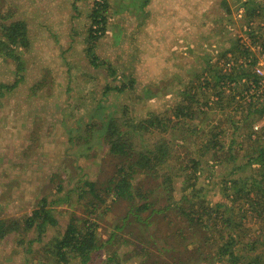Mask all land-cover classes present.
<instances>
[{"label": "rangeland", "instance_id": "obj_1", "mask_svg": "<svg viewBox=\"0 0 264 264\" xmlns=\"http://www.w3.org/2000/svg\"><path fill=\"white\" fill-rule=\"evenodd\" d=\"M96 1L0 0V40L4 38L3 26L12 20H24L28 34L26 45L10 46V55L0 48V219H20L17 221L21 225L0 237V264H48L44 243L64 230L73 213L85 216L87 201L89 208L96 206L92 217L104 212L98 219V238L106 241L113 234L110 242L94 252L98 253V261L115 251L116 262L112 264H147L157 259L147 254L152 259L140 261L141 246L147 244L145 248L154 255H158V247L177 246L173 255L184 264H192L199 251L210 255L203 263L219 264L214 259L218 255L217 242L213 243L207 228L198 227L193 233L189 228L183 246L175 241L179 237L171 233L187 226V219L178 213L175 203L166 212L168 208L151 214L145 223L115 228L130 203L114 199L109 180L126 163L121 156L110 153L98 128L106 118L122 122L120 126L129 131L128 141L136 151L154 150L156 142H166L169 154L157 166L156 176L137 170L134 173V183L149 193L147 201L157 198L163 207L168 203L166 197L179 200L186 194L184 198L188 200L182 204L188 205L206 194L213 208L225 209L229 192L224 180L251 151L250 142H246L250 127L238 122L243 110L233 112L234 104L225 107L222 101L215 104L210 100V107H204L201 103L210 93L201 92L204 88L198 86L199 81L205 83L204 78L213 82L214 73L228 58L231 62H246L255 56L264 63V53L259 49L261 37L258 41V33L264 34V0H249L246 8L253 12L247 16L243 7L247 0H105L106 30L90 38L87 30ZM248 21H252L249 28L253 33L246 31ZM244 44L252 52L244 53ZM235 73L234 78H239ZM57 80L63 84L59 90L53 87ZM228 80L223 86L226 91ZM121 83L127 88L105 91L107 85ZM243 83L236 82L235 93L243 90L242 94L257 96L264 89L260 79L255 88L250 85L247 89ZM207 91L212 93L209 88ZM258 97L261 101L262 96ZM179 102L188 111L176 110ZM150 113L169 117L164 131L134 129L131 123L138 124ZM102 115L106 117L104 121ZM253 124L259 129L264 118L254 116ZM214 134L223 146L217 149L216 156L202 147ZM227 150L236 154V164L230 160L216 163V158L226 157ZM190 158L199 159L197 184L192 187V178L182 184L186 176L183 172L192 174V168L177 171L179 166H191ZM252 166L237 167L235 174L249 175ZM167 172L172 182L166 186L173 189L161 194L165 185L162 174ZM77 186L84 189L83 198L75 193ZM42 197L50 202L58 224L49 226L41 241L29 243L36 232L33 228L22 229L23 216L37 208ZM145 200L137 198L140 204ZM224 219L216 220L225 236L220 240L235 232V253L251 258L261 250L260 239L258 249L248 251L244 248L249 246L240 241L247 242L249 236L256 235V230L264 228L263 223L238 215L227 219L229 224ZM240 220L243 222L239 225L233 224ZM162 252L160 260L166 254ZM171 257L167 255L165 261L180 264ZM243 260L236 264H245ZM66 264L80 263L72 259Z\"/></svg>", "mask_w": 264, "mask_h": 264}, {"label": "trees", "instance_id": "obj_2", "mask_svg": "<svg viewBox=\"0 0 264 264\" xmlns=\"http://www.w3.org/2000/svg\"><path fill=\"white\" fill-rule=\"evenodd\" d=\"M248 1L249 0L243 4V7H245V16L252 14L253 12L252 8H246V3ZM105 2V0H97L94 4L95 8L91 12L92 20L90 21V25L88 26L87 30L88 36L90 38H96L103 34L106 30L107 8L105 6ZM26 24L27 23L24 20L18 19L12 20V22L3 26L2 35L4 38L3 40H0V48L6 49V52H4L5 55H10L12 53V49L10 47L11 45H26L28 43ZM94 24H96V28H93ZM251 26L252 21H248V23H246V31H249L248 33H253L252 30H250L251 28H249ZM258 36V41H260L261 37L260 46H262V49H259L262 53H264V34L258 33ZM255 38L257 39V37ZM258 45L259 44L256 46L259 47ZM243 46H245V48L242 49L244 53L252 52L249 50V46L246 47L245 44ZM234 50L235 49L233 48L232 51ZM249 58L250 60L246 62H231L232 59L228 58L224 65H222V67L220 66L214 73L213 82L204 78L206 80L205 83L202 84V81H199L200 85L198 86L199 88H204L201 92L206 94L210 93L208 99L201 103L204 105V107H210V100L215 104H221L223 102L224 106L229 104L230 107H233L231 104H234L236 107L232 108L233 112L236 113L243 110L239 115L238 122L246 123L248 127H250V132L246 134V142L247 144L250 142L249 146L251 147V151L244 154L246 156L245 161L236 164V154L232 150H227L228 153L226 154V157L216 158V163H222L224 160H230L234 161L236 164L229 173L227 180H224L226 192H229L227 194L229 202L227 207L223 210L213 208V206L207 201L206 198L208 196H206V194H200V198L197 199L196 202H190L188 205L182 204L184 199L185 201L188 200L184 198L186 194H183L184 196H181L179 200H174L173 196L168 198L166 197L165 201L168 203L164 204L163 207L158 205L157 198L155 200L147 201V195L149 193L142 192L139 189L138 184L134 183V173L137 171L141 173V171H143L144 173H150V175L156 176L157 166L164 163L169 154L166 142L163 139L159 142H156L154 144V150H149L147 152L136 151L133 143L128 141L129 137L127 135H129V131L122 130V126H120L123 125L122 122H117V120L114 118L107 119L105 115H102L104 116L102 120L104 121V119H106L103 126L99 127L98 129L100 130V135H103L104 137V144H107L110 153L121 156L126 163V166H120L117 170V173L113 175L112 179L109 180L111 184L113 183L112 186L109 185V189L114 195V199L122 198L130 203L128 210L121 218L122 221L120 223H115L116 229L120 230L126 225L131 226L133 225V222L145 223L148 216L157 212L161 213L163 209H166L172 203H175L178 213L187 219V226L178 227L174 233H171L174 236L177 235L179 237V241L174 239L179 246H183L182 241L187 238L186 231L189 230V228L192 229V233L194 229L198 230L199 228H207L205 231L209 232L213 243L217 242L216 252L218 255L214 258L215 262H219V264H236L239 260L244 259L243 261L245 264H264V228H261V231L256 230L254 232L256 235H252V237L249 236L248 239H250L247 242L240 241V244L245 243V246H249L248 248H244L246 251H248V249H258V240L260 239L259 242L262 244L261 250L251 256V258H248L245 256V254L235 253L233 246L238 242L235 232H231L230 234L226 235L224 241L220 240L222 236H224L221 234L223 230L222 227L220 228L216 222L218 218H225V221L238 215L239 218H253L254 220L264 224V125L260 126L259 129L257 127L253 128L254 116H256L257 119L260 117L264 118V89H261L260 92H257V96H262L261 101H259L260 97L256 98L257 96L254 94H242L243 90L235 93V90L238 88L236 82H240V80L244 81L243 85H246L247 89L250 87V85H254L253 87L255 88V86H258L259 84V75L255 73L252 67L257 64L258 59L255 56L252 58L250 56ZM246 59H248V57H246ZM234 73L236 77L239 78H234ZM226 80H228V91L224 90L223 87L226 84ZM112 87L116 88L118 91H122L127 88V85L124 83L115 86L107 85L105 87V91L111 89ZM207 88L211 89L212 93L208 92ZM101 106L102 105L100 104L96 105L97 108H101ZM176 106V110H178L180 113H182L183 110L188 111V109H186L187 107L185 105L181 106L180 102L177 103ZM169 120V117L160 118L155 113H150L145 118L139 120V122H137L138 124H131L134 126V129L149 130L150 128H155L159 129L160 131H164ZM202 147L206 151L211 150L212 154L215 156L218 152L217 149L223 148L222 144L217 141L216 134H214L213 139L204 141ZM190 161L192 163L191 166H179L177 171L182 168V170H184L186 167L192 168V174L187 173L186 171L183 172V174L186 173V176L184 177L185 180H182V184H186L189 178H192L194 181L191 183V185H189L192 187L197 184L196 180L199 175V159L190 158ZM247 164H249V166L253 165L249 175L242 176L235 174V168H240ZM162 175L165 178V185L161 194H166L173 189V186H166L167 182L171 184L172 177L168 172ZM88 183L89 185L94 184L93 182L89 181ZM109 189L107 191H109ZM74 191L78 198H83V188L79 189L77 186L76 190ZM197 191L198 189H195L194 192ZM138 197L146 199V202L140 204L137 201ZM66 199L68 200V197H66ZM86 203L87 205H85L84 210L86 213L85 216L73 213L66 223L64 230L58 232L57 235L52 236L44 243V253L46 258H48V264H66L72 259L79 260L80 264H108L109 262L112 264V261L116 262L115 251H112L111 254H107V256L104 258L102 257L100 261L95 259L98 253L94 252L103 248L102 246L105 245L106 242H110L113 234L110 235L106 241H102L98 238L97 230L100 224L98 219L103 216L104 212H98V215H96L97 217H92V212L96 206L90 207V209L89 202L87 201ZM143 210L148 211V214L143 215ZM168 210L169 208L164 210V212ZM23 217L24 226L22 229L28 231L29 229L33 228L36 232L34 238L28 239L29 243H32L33 241H41L42 235H44L48 227L56 226L58 224V220L56 216H54L50 207V202H48L44 197L40 199L39 206L37 208H33L31 213H27ZM17 220L20 219L11 221L0 219V237L9 234V232L13 230L21 228V225ZM228 220L225 221V223L229 224L230 222ZM242 222L243 220H240L238 222H234L233 224L239 225ZM146 245L141 246L140 257L142 260L140 261L142 263L152 259L147 254L157 258L150 260L147 264H174L173 262L167 263V261H165V258L169 254L170 256L172 255V260H177V256L173 255L177 253V246L171 249H161L158 247V255H154L153 252H149V249L145 248ZM30 250L31 247L29 251ZM164 250L166 254L160 260L159 254ZM195 250L196 249H193L192 252H195ZM202 252L203 251H199L197 252L198 254L194 255L195 257H193L192 264H205L203 263L204 260H206L208 256L210 257V255H204ZM224 258L226 259L225 262L222 261ZM199 260L201 262H199ZM177 261L180 264H184L181 259Z\"/></svg>", "mask_w": 264, "mask_h": 264}, {"label": "built area", "instance_id": "obj_3", "mask_svg": "<svg viewBox=\"0 0 264 264\" xmlns=\"http://www.w3.org/2000/svg\"><path fill=\"white\" fill-rule=\"evenodd\" d=\"M254 71L257 75H259L260 86L264 87V63L258 60L257 64L254 66Z\"/></svg>", "mask_w": 264, "mask_h": 264}, {"label": "crops", "instance_id": "obj_4", "mask_svg": "<svg viewBox=\"0 0 264 264\" xmlns=\"http://www.w3.org/2000/svg\"><path fill=\"white\" fill-rule=\"evenodd\" d=\"M67 69V68H66ZM55 78H56V75L54 76ZM57 79V78H56ZM61 85H63V84H61L58 80L56 81V86H53L54 88H56V89H60V87H61ZM28 125H30V123H28ZM22 126V125H21ZM23 127V126H22Z\"/></svg>", "mask_w": 264, "mask_h": 264}]
</instances>
